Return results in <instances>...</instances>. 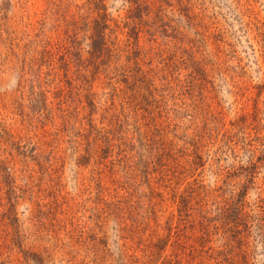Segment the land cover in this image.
Here are the masks:
<instances>
[{
	"label": "rangeland",
	"instance_id": "1",
	"mask_svg": "<svg viewBox=\"0 0 264 264\" xmlns=\"http://www.w3.org/2000/svg\"><path fill=\"white\" fill-rule=\"evenodd\" d=\"M106 1L108 12L124 14L122 0ZM84 2L0 0V264H197L189 256L193 247L201 249L197 233L190 236L176 221L169 231L165 220L170 203L148 196L152 191L166 197L164 182L155 173L146 182L133 168L151 165L154 144L134 138L119 148L121 154L114 147L105 161L96 153L83 164L78 161L83 146L74 153L68 148L62 119L32 120L30 125L22 121L19 104L29 110L37 67L32 58L45 46L56 47L65 20L78 18ZM162 6L160 15L169 26L150 43L162 50L160 65L168 61L175 76L189 81L177 100L184 121L193 127L213 126L212 118L218 117L226 129L237 131L236 160L227 153L235 174L232 183L242 182L249 162L256 163L261 183L264 0H170ZM140 44L151 46L143 39ZM46 89L45 104L35 105L43 114L57 102L54 89ZM94 90L101 92L97 86ZM249 149L255 150L252 158ZM120 158L133 168L130 178L121 171ZM111 161L112 171L106 166ZM201 177L205 183L213 181L206 170ZM254 198L249 190L246 200ZM159 240V255L151 260V245ZM246 242L247 264H264V241L252 232Z\"/></svg>",
	"mask_w": 264,
	"mask_h": 264
},
{
	"label": "trees",
	"instance_id": "2",
	"mask_svg": "<svg viewBox=\"0 0 264 264\" xmlns=\"http://www.w3.org/2000/svg\"><path fill=\"white\" fill-rule=\"evenodd\" d=\"M169 1L122 0L124 14L114 16L106 0H85L78 8L84 10H79V17L65 20L56 47L45 46L32 58V64L37 63L30 86L32 98L28 111L19 104V114L29 125L32 120L62 119L68 148L74 153L78 145L83 146L78 157L83 164L96 153L100 162L105 161L114 147H128L134 138L154 144L155 160L147 162L151 165L138 163L133 168L146 182L153 173L164 182L166 197L152 191L148 196L170 203L172 210L165 220L169 231L176 221L190 236L197 233L201 249L192 248L191 262L247 264L244 247L250 233L264 241V181H256L257 165L249 162L242 182L232 183L235 174L227 165V153L236 160L237 131L226 129L218 117L212 118L213 126L193 127L184 121L185 111L177 100L189 81L175 76L170 64H165L168 61L160 65L162 50L152 45L159 30L169 26L160 15L162 5ZM141 39L152 43L151 48L142 46ZM43 67H47L45 72ZM45 88L54 89L52 98L57 102L55 109L43 114L35 105L45 104L50 90ZM254 151H248L251 158ZM122 152L119 149L117 154ZM126 161L120 158L118 164L130 178L133 168ZM114 163L106 165L109 170H114ZM205 170L212 182L202 179ZM249 190L255 194L252 203L246 200ZM212 241L219 244L211 245ZM159 242L151 245L149 259L159 255Z\"/></svg>",
	"mask_w": 264,
	"mask_h": 264
}]
</instances>
